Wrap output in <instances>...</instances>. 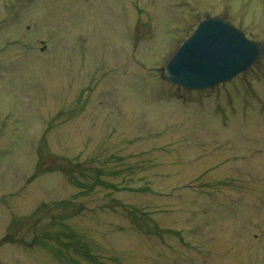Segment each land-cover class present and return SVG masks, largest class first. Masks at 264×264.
I'll return each instance as SVG.
<instances>
[{"label": "rangeland", "instance_id": "rangeland-1", "mask_svg": "<svg viewBox=\"0 0 264 264\" xmlns=\"http://www.w3.org/2000/svg\"><path fill=\"white\" fill-rule=\"evenodd\" d=\"M211 15L264 34V0H0V264H264V57L161 72Z\"/></svg>", "mask_w": 264, "mask_h": 264}, {"label": "water", "instance_id": "water-1", "mask_svg": "<svg viewBox=\"0 0 264 264\" xmlns=\"http://www.w3.org/2000/svg\"><path fill=\"white\" fill-rule=\"evenodd\" d=\"M262 51L263 45L248 39L229 21L211 16L198 24L165 63L164 73L188 88L213 86L248 69Z\"/></svg>", "mask_w": 264, "mask_h": 264}, {"label": "flooded vegetation", "instance_id": "flooded-vegetation-1", "mask_svg": "<svg viewBox=\"0 0 264 264\" xmlns=\"http://www.w3.org/2000/svg\"><path fill=\"white\" fill-rule=\"evenodd\" d=\"M259 38H261V37H259Z\"/></svg>", "mask_w": 264, "mask_h": 264}]
</instances>
